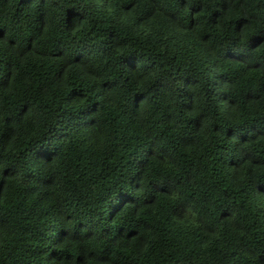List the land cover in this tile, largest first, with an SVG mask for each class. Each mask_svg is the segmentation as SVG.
<instances>
[{
    "label": "clouds",
    "instance_id": "obj_1",
    "mask_svg": "<svg viewBox=\"0 0 264 264\" xmlns=\"http://www.w3.org/2000/svg\"><path fill=\"white\" fill-rule=\"evenodd\" d=\"M18 253L264 264V0H0V264Z\"/></svg>",
    "mask_w": 264,
    "mask_h": 264
},
{
    "label": "trees",
    "instance_id": "obj_2",
    "mask_svg": "<svg viewBox=\"0 0 264 264\" xmlns=\"http://www.w3.org/2000/svg\"><path fill=\"white\" fill-rule=\"evenodd\" d=\"M36 27L35 23H30L29 30H32ZM56 69H49V71H55ZM29 246L39 247V241L29 240L26 242ZM18 264H39V257L35 255H28L25 253H18Z\"/></svg>",
    "mask_w": 264,
    "mask_h": 264
}]
</instances>
